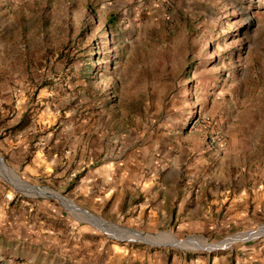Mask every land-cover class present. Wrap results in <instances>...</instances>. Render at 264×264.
<instances>
[{
	"label": "rangeland",
	"instance_id": "374dc122",
	"mask_svg": "<svg viewBox=\"0 0 264 264\" xmlns=\"http://www.w3.org/2000/svg\"><path fill=\"white\" fill-rule=\"evenodd\" d=\"M0 158V264H264V0H0Z\"/></svg>",
	"mask_w": 264,
	"mask_h": 264
},
{
	"label": "crops",
	"instance_id": "0c3cea01",
	"mask_svg": "<svg viewBox=\"0 0 264 264\" xmlns=\"http://www.w3.org/2000/svg\"><path fill=\"white\" fill-rule=\"evenodd\" d=\"M140 163H142L141 159L136 157L126 159L119 164L106 162L104 165L89 170L82 178L80 187L84 189L86 196L90 198L92 204L109 206L110 211H118L120 203H124L126 197L129 198L128 203H131L135 197V193L137 194V189L143 188L141 184ZM143 198L148 201V194L146 192ZM158 198L159 195L157 194L155 199ZM160 202L163 203L161 207L149 209L150 215L154 217L155 222L172 221L174 211L171 205L165 206L166 202H168L166 196ZM184 209L183 206H179V210L176 211L175 215L177 217L176 220H188V213L184 214ZM145 210H141V214Z\"/></svg>",
	"mask_w": 264,
	"mask_h": 264
},
{
	"label": "bare ground",
	"instance_id": "6f19581e",
	"mask_svg": "<svg viewBox=\"0 0 264 264\" xmlns=\"http://www.w3.org/2000/svg\"><path fill=\"white\" fill-rule=\"evenodd\" d=\"M1 166H2L4 169H6V167H5L3 164H1Z\"/></svg>",
	"mask_w": 264,
	"mask_h": 264
},
{
	"label": "water",
	"instance_id": "95a60500",
	"mask_svg": "<svg viewBox=\"0 0 264 264\" xmlns=\"http://www.w3.org/2000/svg\"><path fill=\"white\" fill-rule=\"evenodd\" d=\"M0 160L3 162V160L0 158ZM213 247V245H211ZM211 250H214V249H211Z\"/></svg>",
	"mask_w": 264,
	"mask_h": 264
}]
</instances>
